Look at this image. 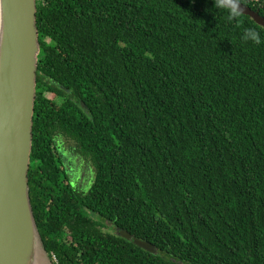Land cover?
Listing matches in <instances>:
<instances>
[{
	"label": "trees",
	"instance_id": "1",
	"mask_svg": "<svg viewBox=\"0 0 264 264\" xmlns=\"http://www.w3.org/2000/svg\"><path fill=\"white\" fill-rule=\"evenodd\" d=\"M37 20L28 176L54 263L264 264V27L219 0H37ZM59 135L92 164L88 189Z\"/></svg>",
	"mask_w": 264,
	"mask_h": 264
},
{
	"label": "water",
	"instance_id": "2",
	"mask_svg": "<svg viewBox=\"0 0 264 264\" xmlns=\"http://www.w3.org/2000/svg\"><path fill=\"white\" fill-rule=\"evenodd\" d=\"M219 1L264 27L259 11L237 0ZM37 21V0H0V264H55L39 231L28 176L41 51ZM117 230L157 251L126 229Z\"/></svg>",
	"mask_w": 264,
	"mask_h": 264
},
{
	"label": "flooded vegetation",
	"instance_id": "3",
	"mask_svg": "<svg viewBox=\"0 0 264 264\" xmlns=\"http://www.w3.org/2000/svg\"><path fill=\"white\" fill-rule=\"evenodd\" d=\"M39 77V96L41 99H51L56 107H58L60 100L56 96L55 91H49L46 86H53L51 84L49 74L45 70H41ZM45 83L44 87L42 85ZM52 94V95H49ZM59 157L61 162L66 166L69 172L70 183H73L79 190L83 189L82 186L88 182L90 176V162L87 161L80 151L77 150L76 145L73 144L71 139H66L64 136L59 135L56 139ZM89 186V185H88Z\"/></svg>",
	"mask_w": 264,
	"mask_h": 264
},
{
	"label": "clouds",
	"instance_id": "4",
	"mask_svg": "<svg viewBox=\"0 0 264 264\" xmlns=\"http://www.w3.org/2000/svg\"><path fill=\"white\" fill-rule=\"evenodd\" d=\"M232 14H233V16L238 17L240 15V12L237 11V9L235 7H233ZM243 38L245 40L250 39V40H252L253 42H256V43H259L261 41V38H260L259 34L257 33V31L254 28L246 29Z\"/></svg>",
	"mask_w": 264,
	"mask_h": 264
},
{
	"label": "rangeland",
	"instance_id": "5",
	"mask_svg": "<svg viewBox=\"0 0 264 264\" xmlns=\"http://www.w3.org/2000/svg\"><path fill=\"white\" fill-rule=\"evenodd\" d=\"M49 95H52V94H49ZM94 177V173H93V166H92V164L90 163V176H89V183H90V181L92 180V178ZM89 184H88V182H86V184H84L83 186H82V188L83 189H85V188H87L88 189V186ZM102 222H103V229L105 230V231H107V232H116V228L110 223V222H108V221H103V220H101Z\"/></svg>",
	"mask_w": 264,
	"mask_h": 264
}]
</instances>
